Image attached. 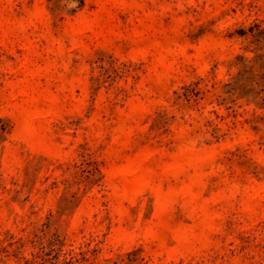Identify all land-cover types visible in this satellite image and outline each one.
I'll return each mask as SVG.
<instances>
[{"label": "rangeland", "instance_id": "1", "mask_svg": "<svg viewBox=\"0 0 264 264\" xmlns=\"http://www.w3.org/2000/svg\"><path fill=\"white\" fill-rule=\"evenodd\" d=\"M0 264H264V0H0Z\"/></svg>", "mask_w": 264, "mask_h": 264}]
</instances>
